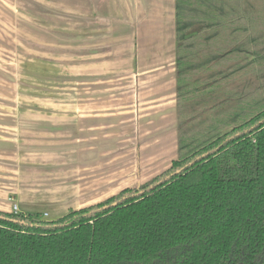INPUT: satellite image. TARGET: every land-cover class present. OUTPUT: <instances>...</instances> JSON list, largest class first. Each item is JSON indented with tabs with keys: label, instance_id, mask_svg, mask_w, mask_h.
Listing matches in <instances>:
<instances>
[{
	"label": "crops",
	"instance_id": "crops-1",
	"mask_svg": "<svg viewBox=\"0 0 264 264\" xmlns=\"http://www.w3.org/2000/svg\"><path fill=\"white\" fill-rule=\"evenodd\" d=\"M73 1L72 15H54L58 27L72 19V31L42 30L60 40L43 41L49 61L65 49L72 74L43 64L40 75H27L32 92L19 98L17 69L0 56L10 63L8 79L0 73L2 212L16 203L15 213L66 214L165 171L179 155V6L186 21H225L224 13L204 12L202 0L200 7L197 0ZM192 1L199 8L190 14ZM233 12L234 23L249 21L253 31L264 22L252 0H235ZM18 21L17 0H0V40L15 57Z\"/></svg>",
	"mask_w": 264,
	"mask_h": 264
},
{
	"label": "trees",
	"instance_id": "trees-1",
	"mask_svg": "<svg viewBox=\"0 0 264 264\" xmlns=\"http://www.w3.org/2000/svg\"><path fill=\"white\" fill-rule=\"evenodd\" d=\"M178 13L185 107L206 90L194 75L208 78L234 55L237 70L264 62L263 54L248 58L253 36L244 26ZM209 136L179 140L178 158L149 181L54 220L0 211V264H264V106ZM184 143L192 149L181 155Z\"/></svg>",
	"mask_w": 264,
	"mask_h": 264
},
{
	"label": "rangeland",
	"instance_id": "rangeland-1",
	"mask_svg": "<svg viewBox=\"0 0 264 264\" xmlns=\"http://www.w3.org/2000/svg\"><path fill=\"white\" fill-rule=\"evenodd\" d=\"M73 2V0H17L19 18L17 23V57L13 55V49L12 55H9V51H7L5 45V38L0 40V56L2 60L6 58L7 60L9 59L13 66H15L14 70L17 69L16 90L19 98L26 97L29 90L30 93L32 92L33 88L29 87L28 83L36 85V82H32V76L30 77V81H28L27 75L28 73L32 74L33 72L34 74L38 72L40 75L41 66L43 64L48 66L50 62H55L54 66H59L62 70H67L65 71L67 74H72L73 56L70 54L66 57L65 49L61 50L62 56L56 57L55 60L50 59L49 61L48 51H50V47L49 44H47L48 41L60 42V40L56 38L57 35H50L51 32L43 38L42 30L54 29L59 30L60 32L71 30L73 26L72 19H68L64 25L62 23V27H58L57 25H59V23L54 19V15L57 13L72 15ZM252 2L253 12L258 16L257 14L262 8H264V0H252ZM202 3L208 8V10L203 8L204 12H207V14L211 12V8L215 9L213 13H224V22L232 23L236 16L233 12L235 0H202ZM191 8H193L191 10L194 11H191L190 14H193L199 7H197V4L192 1ZM181 9L182 7L179 8L180 13ZM211 14L212 13H210V15ZM28 18H30V21L26 22L25 20ZM214 19L215 18H212V20ZM202 20L210 21L203 18ZM238 20L239 18L237 17L236 21ZM260 20H264V15ZM261 23L262 24L260 25H255L254 31L249 29V21L236 23L238 26H242L240 29H243V26L249 29L248 33L253 36V44L251 48L252 55H248L250 60L254 58L255 53L264 55V22ZM6 25L7 24L4 23L2 24L3 30H9V27L6 29ZM11 31H13V24ZM43 41H47V45H44L45 43ZM62 41L64 40H61V42ZM69 43L71 44V42ZM13 44L14 39H12V46ZM230 47L232 46H227V48ZM42 51L47 55L45 54L43 57ZM53 51L54 53L58 52L56 48H53ZM238 58L237 55H234L228 60H222L218 66L220 67V71L209 75L208 78H206L205 75L208 72L205 74L201 72L200 76H193V79H196L195 83L199 82V85L202 84V88L206 87V90L203 95L199 97L196 96L194 99L193 95L196 93L191 94L188 100H186V107L184 102H178L179 140L188 143L193 139L189 137H192V134H196L197 138H194L199 142L208 141L211 138L209 135L216 132L224 133L228 131L234 124L239 123L242 119L249 118L264 106V62L252 61L247 68L237 70L236 66H233V64L239 61ZM6 66L9 67L10 63H5L4 61L0 62V73L2 74L3 79L6 77L8 79L9 76L3 71ZM27 67L30 69L29 72L27 71ZM187 82L193 83L190 80ZM2 84L5 86L4 83ZM40 84L41 79L39 80L38 85ZM5 89H8V86L3 87V90ZM23 100L25 99H21L20 101ZM216 120H220L219 124L213 125L217 122ZM200 132L204 134H201ZM200 134L202 136H200ZM185 144L186 143L182 144V146L184 145V149L181 151V155L192 149L191 146H185ZM193 145L195 146L197 144L195 143ZM105 199L106 198L91 200V204H96ZM71 209H73V207H71ZM74 210H77V208ZM62 212V210L60 212H51V210L48 209L47 214L44 213L41 215V219L54 220L64 215Z\"/></svg>",
	"mask_w": 264,
	"mask_h": 264
},
{
	"label": "built area",
	"instance_id": "built-area-1",
	"mask_svg": "<svg viewBox=\"0 0 264 264\" xmlns=\"http://www.w3.org/2000/svg\"><path fill=\"white\" fill-rule=\"evenodd\" d=\"M13 210H14V213H15V210H16V208H17V205H16V203H13Z\"/></svg>",
	"mask_w": 264,
	"mask_h": 264
}]
</instances>
